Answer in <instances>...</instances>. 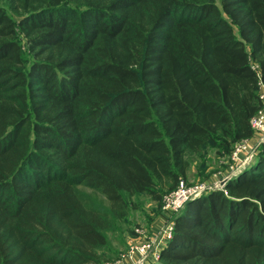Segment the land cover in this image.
Here are the masks:
<instances>
[{"label":"trees","instance_id":"trees-1","mask_svg":"<svg viewBox=\"0 0 264 264\" xmlns=\"http://www.w3.org/2000/svg\"><path fill=\"white\" fill-rule=\"evenodd\" d=\"M261 85L264 0H0V264H104L131 197L254 136ZM258 152L160 262L264 264Z\"/></svg>","mask_w":264,"mask_h":264},{"label":"rangeland","instance_id":"rangeland-1","mask_svg":"<svg viewBox=\"0 0 264 264\" xmlns=\"http://www.w3.org/2000/svg\"><path fill=\"white\" fill-rule=\"evenodd\" d=\"M22 41L24 44L25 39L23 35ZM263 89L264 85H261L260 93ZM261 136L262 134L256 135L254 133V136L248 139V142L250 141L249 144L259 149L261 146ZM235 146L236 144L233 146V150L235 149ZM232 152L230 154H225L223 151L210 149L204 160L199 158L195 159L188 172L187 178L184 179L186 184L191 186H205L207 188L214 187L216 190L227 191L226 187H223L224 184H227L228 182L227 176H229V174H232V176L234 175L235 177L237 175L239 176L253 164L247 163L232 172L230 169L231 167L229 168ZM258 153L259 152L253 157L254 161L257 159ZM162 184L164 185V191L161 193L162 198L160 199H156L155 196L149 193H141L129 199V212L126 220L117 221L114 227L106 232L109 238V244L102 250V254L105 258L104 264L120 258L122 259V255L128 252L131 245L141 242H150L152 244L153 252L150 259L147 257L142 263V258L144 256L139 254L135 255L134 259H127L125 264H164L159 261L160 259L155 253L158 249L160 250L158 245L166 237V232H168L170 227L174 224L173 217L178 211L168 213L163 209L164 198L171 190H173V188L171 189L170 182ZM78 189L91 196H98L97 199L103 200V196L96 190H92L84 185H79ZM212 191L214 190H211L210 192ZM137 229L143 230L144 234L140 235V233L136 231ZM136 257L138 259L136 261L138 262L134 263L133 260H135Z\"/></svg>","mask_w":264,"mask_h":264},{"label":"built area","instance_id":"built-area-1","mask_svg":"<svg viewBox=\"0 0 264 264\" xmlns=\"http://www.w3.org/2000/svg\"><path fill=\"white\" fill-rule=\"evenodd\" d=\"M260 100L262 103V106L258 113L252 118L251 124L252 128L255 131L256 135H261L260 145L264 142V89L260 93ZM250 142V141H249ZM248 142V139H243L238 142H236L235 149L233 150L231 154V164L229 168L231 171H235L237 168H240L241 166L246 165L247 163L251 164L254 162L253 157L256 156V153L258 152V149L255 146L250 145ZM234 163V166H233ZM235 176L232 174L227 176V180H231ZM226 186V183L223 187ZM211 190H216L214 187H205V186H198V185H188L186 184L185 180H181L178 184V186L170 191L164 198V206L163 209L168 213H174L179 211L187 201L191 199L198 198L202 196L203 194H206L210 192ZM173 229L174 224L170 227L168 230L166 237L163 239L165 241H161L158 245V248H161L162 243H166L173 235ZM140 235H143L144 232L141 229L136 230ZM139 235V236H140ZM152 244L150 242H141V243H134V245H131L130 249L127 253L123 254V258L114 260L107 264H125V261L127 259H134L135 255L141 254L144 256L142 258V263L145 260V258H149L152 254ZM158 258L160 255L157 256ZM148 259V260H149ZM137 257L135 258L134 263H137L138 261Z\"/></svg>","mask_w":264,"mask_h":264},{"label":"crops","instance_id":"crops-1","mask_svg":"<svg viewBox=\"0 0 264 264\" xmlns=\"http://www.w3.org/2000/svg\"><path fill=\"white\" fill-rule=\"evenodd\" d=\"M164 245H165V243H162V246H161L160 250L158 249L159 251H158V250L156 251L155 254H156L157 256L160 255L161 249H162V247H163Z\"/></svg>","mask_w":264,"mask_h":264}]
</instances>
